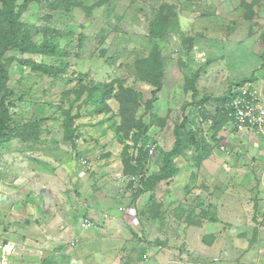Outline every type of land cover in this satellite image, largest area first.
Wrapping results in <instances>:
<instances>
[{
	"label": "rangeland",
	"instance_id": "rangeland-1",
	"mask_svg": "<svg viewBox=\"0 0 264 264\" xmlns=\"http://www.w3.org/2000/svg\"><path fill=\"white\" fill-rule=\"evenodd\" d=\"M24 1L18 0L17 4ZM77 1L80 6L69 11L62 7L51 10L44 0L32 1L21 16V22L28 26L56 32L53 39L58 55H8L65 70L64 74L47 76L15 60L8 67L13 120L37 124L34 132L0 144V193L6 191L1 205H11L8 220L32 218L42 207L44 212L53 213L51 207L60 204L59 218L70 212L74 221L91 219L98 226L101 220H108L105 213L122 208L121 213H126L130 222L136 221L138 232L124 231L133 235L134 241L115 228L88 232L92 237L103 234L101 237L108 241L107 259L95 260L96 264H113L117 250L121 256L118 264H150L151 253L160 240L167 244L161 251L175 264H261L264 133L249 145L251 141L230 139L235 126L229 121L232 127L226 123L223 135L220 131L214 137L212 128L216 108L227 90L244 80L257 81L264 74V0ZM163 3L175 7L177 18L164 38L156 42L164 62L162 89L148 114L143 106L136 111V117L147 125L150 114L164 122L163 126L158 121L150 125L143 140L145 149L150 145L156 149L151 157L147 153L146 174L159 171L162 153L169 151L174 142V128L184 118L193 117L195 102L191 93L184 91V78L196 72V100L209 99L205 104L207 119L196 126L208 140L213 137L214 141L209 142L215 151L200 165L196 164L193 149L174 159L180 171L179 190L173 195L169 192V206L160 209L155 203L166 198L165 187L174 178L161 182L155 193L135 199L138 178L123 174L121 152L125 145L130 147V156L136 152L122 132L115 133L120 123L118 104L109 100V112L97 113L95 106L85 100L89 90L114 79L139 91L143 103L150 99L153 87L136 79L134 65L153 46L147 26ZM189 39H193L191 49ZM34 41L41 43L42 33ZM82 86L86 92L76 100L75 92ZM68 109L71 115L80 114L74 122L78 137L73 142L64 139L63 122ZM202 172L209 177L202 176ZM150 214L158 215L160 220L150 224ZM78 238H72L77 240L74 247L69 239L61 249H47L45 261L41 263L37 257L35 264H51L56 254L84 260L92 250ZM134 246L141 251L140 260L135 262ZM0 259V264L8 263L6 257Z\"/></svg>",
	"mask_w": 264,
	"mask_h": 264
},
{
	"label": "trees",
	"instance_id": "trees-1",
	"mask_svg": "<svg viewBox=\"0 0 264 264\" xmlns=\"http://www.w3.org/2000/svg\"><path fill=\"white\" fill-rule=\"evenodd\" d=\"M32 1L41 2V0H26L23 4L18 5V0H0V144L10 141L13 138L23 137L34 132L37 128L36 123H16L11 116L10 107L14 106L13 92L10 91L7 85L9 80L8 67L10 63L15 60L19 64L29 67L32 71L40 72V74L47 76L61 75L65 71L61 66L47 65L30 58L18 59L16 57H8L10 53L46 57L58 55L57 46L53 39L56 36L55 31L28 26L20 20L22 14ZM44 1L48 2L51 10L62 7L64 10L69 11L72 7L80 6L77 0ZM176 18L175 7L167 3L161 4L154 11L153 17L147 26V37L153 42V46L146 55L139 56L135 61L134 76L136 79L153 87L150 99L143 103V96L139 91L130 86H125L123 80L114 79L108 83L98 84L89 90L87 99L85 100L95 106L94 110L97 113L109 112V100L113 99L118 104L120 123L115 128V133L119 134L122 132L123 138L131 141L132 147L136 152L135 155L130 156L128 153L130 147L127 145L124 146L121 152L123 174L138 178L135 199H138L148 192H154L161 182L169 181L177 175L178 169L174 163L175 158L182 157L188 150L193 149L196 152V164L200 165L212 154L214 149V146L209 142L214 141L213 137L212 140H208L199 131L200 129L197 128L199 121L207 119L205 104L209 99L204 97L201 100H196L198 95L196 83L199 77V73L196 72L191 77L184 78V91L187 93L190 92L192 102H195L193 103L195 106L193 117L191 120L187 117L184 118L180 125L174 128L173 145L169 151L162 153L163 159L159 171L151 175L146 174L148 152L143 146V140L149 131V126L157 123V121L158 123L160 122L157 116L150 114V123L147 125L142 118L136 117V111L140 106H143L144 113L148 114L152 110L153 104L157 100V95L162 89L164 62L156 42L164 38L167 28ZM39 33H42L43 41L36 43L34 38ZM192 43L193 39H189V49H191ZM245 81L233 84L223 98H221L213 117L216 120L212 128L214 137L229 121L225 111V104L229 100L231 89ZM85 92L86 88L84 86L76 91V100H79ZM79 116L80 114L78 112L71 115L70 109L65 111L63 122L64 139L69 142H73L78 137L74 122ZM159 125L163 126L164 122ZM187 125H190L191 128L187 129ZM120 141L122 142V139ZM153 202L155 203L154 200ZM155 204L157 206V203Z\"/></svg>",
	"mask_w": 264,
	"mask_h": 264
},
{
	"label": "crops",
	"instance_id": "crops-1",
	"mask_svg": "<svg viewBox=\"0 0 264 264\" xmlns=\"http://www.w3.org/2000/svg\"><path fill=\"white\" fill-rule=\"evenodd\" d=\"M259 74H257L256 76H259ZM257 78L260 81L259 86L262 90V85H264V74ZM227 124L232 127L229 123ZM226 126L224 127V130L225 128H227ZM234 130L235 132H233V135L230 139L235 140L238 138L239 141H251L250 143H248L249 145H251L253 141L257 140V135H261L255 130L239 131L236 127ZM220 133L221 135L224 134L223 131H221ZM246 135L248 136L246 137ZM242 136H244L245 138H242ZM171 144L173 145V143ZM214 151L215 150H213L212 153H214ZM179 173L180 171L178 170L177 175L174 177V182L165 187L164 194L166 195V198L162 199L161 203L157 204L158 208H167L169 206V203H167L168 193L170 192L169 195H173L175 191L178 192L179 187L177 185V181L178 177L180 176ZM201 175L209 177L208 175L206 176V172H202ZM35 186H38V184H36ZM5 192L6 191H4V193ZM193 192H195V190ZM4 193H0V258L6 257L9 264H35L37 262L34 260H37V257L41 259L42 263L47 257V249H51L52 252L54 251L55 247L61 249L62 243L67 242V240L72 239L74 237L81 238L86 249L92 251H90L85 257V259L82 261H78V259H76V257L74 256L69 258L67 256L60 257V254H56L55 256L58 257L51 264H96L95 260L102 261L107 259L106 251L108 241L101 237L103 236V234L93 235L92 237L91 235L87 234L88 232L99 229L105 231L110 230L111 228H115L120 234H123L122 236L127 237V239L129 240L131 239L132 242L134 241L132 239L133 235H127L124 231L133 230L134 232H138V227L136 225H131L130 218L128 217V215H126V213H121V211H119L118 209H114L108 211V213H105L107 215L104 216L107 217L108 220H106V222L105 220H101L99 224L97 223L98 226H96V224L94 226V223L91 221V219H89L92 223V228L88 230H83L80 228L81 220H78L79 222L77 220L74 221L70 212H64V216L63 214H61V216L63 217L59 218L58 211L61 209L60 204H55V206L51 207V210L54 211L53 213L44 212V210L46 209L42 207L37 209V213H35L34 217L32 218L22 216V218L11 219L10 221L8 220V218L10 219V214L8 211L10 210L11 205L8 206L9 203H7L6 205H1V198L4 196ZM150 193H155V191ZM150 215V224L158 222L160 220L158 215ZM24 218L26 220H24ZM112 220H114V222H112ZM160 238H162V236H160ZM134 239L137 240L136 237H134ZM71 241L77 240L72 239L68 242ZM214 243H216V241ZM155 245L157 248L151 253L152 258L150 260V264H175L168 260L169 255L163 254V251H161V249L167 248L166 241H156ZM213 246V249H215L216 245ZM97 248L101 249L102 251L98 252ZM11 249L12 254L11 252L9 253V250ZM132 251V261L135 262V260L137 261L140 258L139 254L141 251L140 248L135 249V246L132 247ZM261 252L263 253V256L261 258V264H264V249H261ZM115 254L117 258L112 259V261L113 264H118L119 257L121 256L118 255V250ZM56 260L57 262H55Z\"/></svg>",
	"mask_w": 264,
	"mask_h": 264
},
{
	"label": "built area",
	"instance_id": "built-area-1",
	"mask_svg": "<svg viewBox=\"0 0 264 264\" xmlns=\"http://www.w3.org/2000/svg\"><path fill=\"white\" fill-rule=\"evenodd\" d=\"M258 81L252 79L247 80L240 85H236L231 89L230 97L225 104V111L229 122H231L239 131L255 130L264 133V98ZM259 82V83H258ZM223 146L220 150H223ZM151 157L156 151L155 145H150L146 149ZM125 178V177H124ZM123 212V209H120ZM134 220V218L132 219ZM133 222V223H132ZM132 225H136V221H132ZM80 228L88 230L92 228L89 219H82ZM77 241H71L70 246H76ZM2 264H8L5 261Z\"/></svg>",
	"mask_w": 264,
	"mask_h": 264
}]
</instances>
